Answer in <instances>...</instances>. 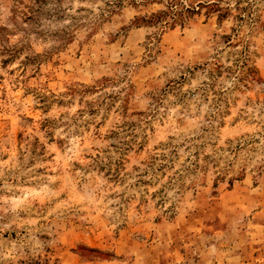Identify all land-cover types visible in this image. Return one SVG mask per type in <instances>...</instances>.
<instances>
[{"label": "rangeland", "instance_id": "rangeland-1", "mask_svg": "<svg viewBox=\"0 0 264 264\" xmlns=\"http://www.w3.org/2000/svg\"><path fill=\"white\" fill-rule=\"evenodd\" d=\"M169 1L0 0V264H264V0Z\"/></svg>", "mask_w": 264, "mask_h": 264}, {"label": "trees", "instance_id": "trees-1", "mask_svg": "<svg viewBox=\"0 0 264 264\" xmlns=\"http://www.w3.org/2000/svg\"><path fill=\"white\" fill-rule=\"evenodd\" d=\"M179 5L180 3H178L176 0H170L165 10H161L157 13L152 14V16L148 20H144L143 22L149 26H166L170 22L174 24L178 21L180 22V25L184 26L186 23L193 20L196 15L200 14V10H197L196 8H186L185 6H183L179 9Z\"/></svg>", "mask_w": 264, "mask_h": 264}]
</instances>
